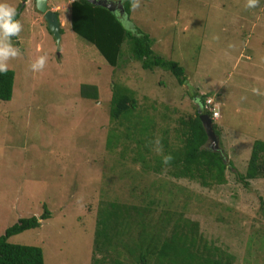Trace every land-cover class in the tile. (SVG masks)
I'll use <instances>...</instances> for the list:
<instances>
[{
  "label": "rangeland",
  "instance_id": "374dc122",
  "mask_svg": "<svg viewBox=\"0 0 264 264\" xmlns=\"http://www.w3.org/2000/svg\"><path fill=\"white\" fill-rule=\"evenodd\" d=\"M72 1L46 0L60 23L57 44L36 0H0L16 10L24 5L23 31L12 38L20 55L9 61L13 95L0 101V236L20 219L39 218L45 207L50 218L9 243L41 248L44 264H92L106 254L95 249L98 209L111 201L146 207L140 197L147 193L157 204L153 211L197 223L204 239L234 255V264H264V178L246 188L235 176L245 172L252 142L264 141V0L254 9L247 0H139L130 16H120L129 31L150 37L156 55L184 69L182 86L169 72L143 70L127 43L117 67L106 64L72 32ZM42 55L46 67L31 71ZM81 85L95 86L97 100L81 98ZM113 85L129 89L138 114L154 117L157 133L168 130L170 145H177L178 120L195 115L194 96L210 94L219 111L213 121L219 148L233 165L227 183L205 189L147 174L129 151L120 155L121 145L109 150Z\"/></svg>",
  "mask_w": 264,
  "mask_h": 264
},
{
  "label": "trees",
  "instance_id": "16d2710c",
  "mask_svg": "<svg viewBox=\"0 0 264 264\" xmlns=\"http://www.w3.org/2000/svg\"><path fill=\"white\" fill-rule=\"evenodd\" d=\"M132 3L133 0H123L121 13L120 10L111 12L94 6L86 0H73L69 6L71 30L93 46L111 67H117L122 58V46L127 43L131 59L143 70L169 72L180 86L184 85L185 71L177 62L156 55L152 50L153 41L147 34L139 30L129 31L124 26L120 16H130ZM23 9V4L17 8V20ZM13 84V71L0 74V101L12 99ZM79 95L83 99L97 100L98 90L92 85H81ZM210 96H194L198 102L195 115L188 120H178L179 127L174 130L177 145H170L168 130L157 133L154 117L138 114L137 100L129 89L113 85L109 117L116 127H111L106 146L114 150L121 145L120 155L129 151L133 162L139 163L141 172L147 174L160 176L165 173L172 179L197 183L205 189L225 185L226 172L233 169V165L227 160L226 153L220 152L221 144L220 151L207 148V136L199 118L202 114L211 116L212 108L218 111L215 103L205 109ZM212 126L220 138L219 129L214 123ZM157 138L163 148L162 155L153 150L152 142ZM163 155L173 157L167 166L162 163ZM235 176L246 188L251 181L264 178V141L256 139L252 142L245 172H236ZM140 198L147 203L146 207L111 201L98 209L95 249L106 254L92 264H104L105 258L110 264H234V255L204 239L197 223L167 210L153 211L152 206L157 204L147 193ZM43 209L39 218L20 219L0 236V264H44L41 248L9 243L11 237L38 229L40 221L49 219L50 212L45 207ZM261 209H264L262 203ZM169 225L171 230L167 232Z\"/></svg>",
  "mask_w": 264,
  "mask_h": 264
},
{
  "label": "clouds",
  "instance_id": "9594fccd",
  "mask_svg": "<svg viewBox=\"0 0 264 264\" xmlns=\"http://www.w3.org/2000/svg\"><path fill=\"white\" fill-rule=\"evenodd\" d=\"M259 0H247L246 7L248 9H254L258 7ZM133 9L139 7V0H133ZM17 11L16 9L7 4L0 3V74H6L9 70V61L18 58L20 55V50L15 47L12 43L13 37H18L23 31L22 23L16 19ZM47 64V56H40L31 65L30 70L33 72L42 71ZM253 93L257 95H262L259 89H253ZM209 116V115H208ZM211 119V116H209ZM213 121L215 120H212ZM153 150L157 154H163V148L160 143L159 138L154 142ZM173 157L171 155H163L162 163L167 166L171 163Z\"/></svg>",
  "mask_w": 264,
  "mask_h": 264
},
{
  "label": "water",
  "instance_id": "95a60500",
  "mask_svg": "<svg viewBox=\"0 0 264 264\" xmlns=\"http://www.w3.org/2000/svg\"><path fill=\"white\" fill-rule=\"evenodd\" d=\"M94 6H100L108 9L111 12L120 10L123 12L121 2H112L107 0H86ZM38 10L43 14L47 22L48 29L53 35L57 44L60 42V23L57 14L51 10H47L46 0H36ZM200 121L207 136V148L213 152L220 151L218 144V137L213 131L212 121L208 115H200ZM222 153V151H220Z\"/></svg>",
  "mask_w": 264,
  "mask_h": 264
},
{
  "label": "built area",
  "instance_id": "2783aa9c",
  "mask_svg": "<svg viewBox=\"0 0 264 264\" xmlns=\"http://www.w3.org/2000/svg\"><path fill=\"white\" fill-rule=\"evenodd\" d=\"M213 105V100L212 99H208L206 101V105L204 106L205 109H207L208 107ZM219 118V112L217 110H215V108H212V114H211V119L212 120H217Z\"/></svg>",
  "mask_w": 264,
  "mask_h": 264
}]
</instances>
